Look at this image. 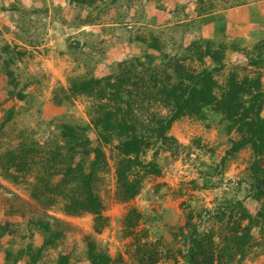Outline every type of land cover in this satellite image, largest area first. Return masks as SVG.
Here are the masks:
<instances>
[{
	"label": "rangeland",
	"instance_id": "374dc122",
	"mask_svg": "<svg viewBox=\"0 0 264 264\" xmlns=\"http://www.w3.org/2000/svg\"><path fill=\"white\" fill-rule=\"evenodd\" d=\"M195 2L198 3L195 0H98L100 7L93 9L71 0H0V226L7 227L4 233L0 227V264H33L27 255L18 261H14V256L30 244L35 248L42 244L44 235L32 224L38 218L54 222L65 235L56 245L44 249L37 264H59L63 253L71 255L70 264H88L84 237L94 233V215L68 214L58 194H41L38 198L33 193L34 187L40 185V177L48 176L50 165L62 163L52 160L55 152H61L59 145L64 143L60 123L89 124V133L96 144L92 117L98 102L82 94L67 96L72 78L101 77L111 73L121 60L147 51L159 53L150 48L154 37H159L164 51L180 57L192 40L215 34V28L208 29L203 20L213 16L224 31L219 32L217 41L229 45L225 67L215 75L219 83L224 84L236 67L240 75L261 71L264 82V66L248 64L246 55L264 38V0H202L201 6ZM230 8L238 15L228 17ZM245 8L246 15L240 12ZM89 14L95 21L85 24L82 21ZM233 41L239 43L238 49L230 46ZM6 45L11 47L8 51L4 49ZM185 62L195 69L202 67L197 60ZM206 65H210V60ZM9 70L17 85L11 82ZM10 90L22 91L25 96L10 95ZM57 99L63 102L58 104ZM208 122L191 116L176 120L170 133L182 144L179 153L162 151L158 156L162 173L149 175L141 193L129 201L120 200L116 194L117 140L105 145L108 167L100 173L97 187L109 224L96 238L114 258L112 264H139L134 252L136 244L156 239L162 241L164 251L170 249L181 260L179 249L185 245L179 228L186 221L189 207L199 211L210 209V213L203 210L199 221L202 229L217 233V241L224 225L217 221L215 212L226 196L242 198L256 212L259 203L247 195L245 181L252 160L250 148L229 156L213 172V187L194 184L193 180L207 175L209 166L220 163L231 145V137H238L237 132L229 134L224 130L216 117ZM194 139H201L204 146H197ZM24 146L31 147L24 163L7 168L4 154ZM152 153L149 150L146 159ZM60 176L56 174L53 181H58ZM243 179V183H238ZM133 207L142 217L134 227H129L125 216ZM55 218L60 222L56 223ZM10 251L12 255H8ZM167 263L168 260H162L158 264ZM244 263H264V238L256 229L252 252Z\"/></svg>",
	"mask_w": 264,
	"mask_h": 264
},
{
	"label": "trees",
	"instance_id": "16d2710c",
	"mask_svg": "<svg viewBox=\"0 0 264 264\" xmlns=\"http://www.w3.org/2000/svg\"><path fill=\"white\" fill-rule=\"evenodd\" d=\"M195 1H198L195 5H202V0ZM71 2L93 9L100 7L98 0ZM203 20L208 29L211 26L215 28V34L192 40L184 47L186 53L180 57L179 54L171 55L164 51L159 37H154L150 48L159 53L147 51L121 60L111 73L101 77L91 75L71 79L67 96L82 94L98 102L92 117L97 141L93 143L89 124L60 123V133L64 139V143L59 145L62 153L55 152L52 160L62 163L50 165L52 169L47 172L48 176L40 177V185L34 187L33 193L38 198L41 194H58L64 200V211L68 214L88 212L94 215V233L84 237L88 264L114 263L112 255L96 238V234L109 224V217L104 214L105 203L97 187L100 173L108 167L105 145L117 140L116 194L120 200L129 201L141 193L149 175L162 173V164L158 160L162 151H170L173 155L179 153L182 144L170 133V129L176 120L184 116L196 117L207 124L211 117H216L229 134H238L236 138L231 137V145L220 163L215 167L209 166L207 175L193 180L194 184L202 188L213 187V172H217L229 156L250 148L252 160L248 167V178L245 179L247 195L256 200L259 207L253 213L242 198L226 196L215 212L217 221L224 225L220 241H217V233L213 229L201 228L199 220L202 219L203 210L210 213V209L199 211L189 207L186 221L179 228L185 245L184 249H179L182 252L181 260L170 253V249L164 251L162 241L156 239L136 244L134 252L138 263L158 264L168 260L167 264H245V259L252 252L255 229L264 238L263 73L258 71L253 75H240L236 67L230 71L225 83L220 84L215 75L225 67L229 45L225 41H217L219 32L224 31L213 16ZM94 21L95 17L89 14L82 22L90 24ZM230 46L238 49L239 43L233 41ZM10 48V45L4 47L7 51ZM246 55L248 64L264 66V38L255 43ZM188 59L199 61L202 67H191L185 62ZM207 60H210V65H206ZM10 61H13V57ZM8 72L11 82L17 85L16 77L10 70ZM14 93L20 98L25 96L22 91L16 93L10 90V95ZM62 102L63 99H57L58 104ZM11 114H8V118ZM194 143L199 147L204 146L201 139H194ZM29 148L24 146L7 151L4 154L7 168L20 167ZM149 150L153 153L150 159H146ZM56 174L61 178L54 182ZM243 181L239 180L238 183ZM141 217L142 213L133 207L125 220L129 227H134ZM54 221L60 222L58 218ZM32 224L42 231L43 242L36 248L30 244L26 249L19 250L14 261L27 255L30 262L37 264L44 249L56 245L65 235L57 224L48 219L38 218ZM0 227L2 233L7 229L6 225ZM12 254L11 251L8 253ZM70 261V254H60L59 264H70Z\"/></svg>",
	"mask_w": 264,
	"mask_h": 264
},
{
	"label": "crops",
	"instance_id": "0c3cea01",
	"mask_svg": "<svg viewBox=\"0 0 264 264\" xmlns=\"http://www.w3.org/2000/svg\"><path fill=\"white\" fill-rule=\"evenodd\" d=\"M243 6V5H242ZM242 11H240V12H242V14H247V9L245 8V9H241ZM228 13H227V15H228V17H230L231 15H238L237 13H236V11H234V9L233 8H230L228 11H227ZM229 20V19H228ZM229 22V21H228ZM230 23V22H229Z\"/></svg>",
	"mask_w": 264,
	"mask_h": 264
}]
</instances>
